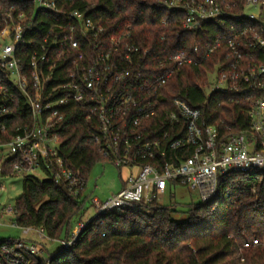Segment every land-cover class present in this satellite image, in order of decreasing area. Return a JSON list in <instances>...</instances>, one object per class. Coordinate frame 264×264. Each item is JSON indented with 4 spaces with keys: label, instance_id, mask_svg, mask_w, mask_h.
I'll return each instance as SVG.
<instances>
[{
    "label": "built area",
    "instance_id": "1",
    "mask_svg": "<svg viewBox=\"0 0 264 264\" xmlns=\"http://www.w3.org/2000/svg\"><path fill=\"white\" fill-rule=\"evenodd\" d=\"M14 1L17 6L0 11L1 194L3 179L38 177L39 172L66 185L74 197L84 191L81 171L66 166L59 155V130L73 106L85 115L88 139L107 163L131 170L117 194L106 200L89 196L95 216L151 213L149 205L161 202L176 185L209 202L230 171H264V0L164 2L169 11L183 12V30L219 33L188 50L168 54L165 49L155 65L149 62L150 49L133 42L131 26L107 36L86 12L61 11L57 0ZM248 7L259 12L247 13ZM48 11L60 17L42 30L39 15ZM215 55L220 57L209 74L205 107L212 113L211 96H227L247 114V131L234 133L229 126L222 131L202 108L180 98L172 100L171 110L162 106L163 90L175 73ZM162 112L169 121L165 129L156 121ZM0 208L2 218L16 219L15 206L0 200ZM89 221L61 245L70 247ZM13 225L18 226L16 220ZM21 228V239L0 241V264L33 259L50 264L46 244L56 240L44 228ZM30 234L37 240L27 239ZM261 244L258 238L244 242L239 259L244 262L245 252Z\"/></svg>",
    "mask_w": 264,
    "mask_h": 264
},
{
    "label": "trees",
    "instance_id": "2",
    "mask_svg": "<svg viewBox=\"0 0 264 264\" xmlns=\"http://www.w3.org/2000/svg\"><path fill=\"white\" fill-rule=\"evenodd\" d=\"M169 1L57 0L61 11L86 12L105 27L107 36L131 26L133 42L150 49L149 62L153 65L165 49L168 54L188 50L194 43L204 45L219 33L215 28L208 35L183 30L184 14L181 10L169 11L164 5ZM13 4L17 6L14 0H0V11ZM57 14L40 13L44 22L37 27L47 29L60 17ZM2 27L0 19V31ZM219 57L212 56L197 67L185 66L175 73L163 90L162 106L171 110L172 100L180 98L191 107L202 108L208 122L222 131L227 126L234 133L247 131V114L227 96H211L212 113L205 107L209 74L214 72ZM165 116L162 112L156 119L164 129L169 126ZM87 127L85 115L73 106L59 130V155L66 166L80 170L88 184L93 169L107 164V160L88 139ZM173 187L168 188L171 195ZM86 188L74 197L56 178L24 177L22 194L15 203L17 225L44 228L52 240L71 239L83 223L88 202L91 204ZM149 209L151 213L130 210L93 217L70 247L61 246L50 255V264H231L234 247L255 238L262 244L245 252L248 264H264V171H230L221 179L213 200L188 205L185 211L157 201ZM179 214L185 217L176 218ZM30 264L48 263L33 259Z\"/></svg>",
    "mask_w": 264,
    "mask_h": 264
},
{
    "label": "rangeland",
    "instance_id": "3",
    "mask_svg": "<svg viewBox=\"0 0 264 264\" xmlns=\"http://www.w3.org/2000/svg\"><path fill=\"white\" fill-rule=\"evenodd\" d=\"M246 12H259V8L248 7ZM215 75L216 74H214V76ZM38 174V177L40 179H45L47 177L46 175H43L42 172H39ZM128 174L129 172L125 168L119 169L118 167L110 163L98 164L93 169L89 177L86 191L90 197H97L100 200H106L112 195L117 194L121 191L125 179L129 176ZM22 180L23 178H21L20 176L3 179V184L6 187V191L2 194L0 193V200L3 206H15L17 199L22 194ZM200 202L201 199L199 197V194L183 185L174 186L172 188V195L167 189V194L163 196V199L161 201V203L173 204L180 211L187 210L188 205L197 204ZM87 207L88 211L83 217V222H86L87 220L95 217V211L93 210L89 202L87 204ZM184 217L185 216L183 214H179L176 216V218L178 219H183ZM14 222V215L7 214L4 218H2L0 208V241L17 240L23 237L22 228L19 226H14ZM27 239L37 240V237L35 234H30ZM62 240L65 239L47 242L46 248L48 249L49 253L46 252V255L48 257H50L52 253H54L58 248L62 246ZM239 246L240 244H237L234 247L231 264H248L246 254L244 262L239 259Z\"/></svg>",
    "mask_w": 264,
    "mask_h": 264
},
{
    "label": "crops",
    "instance_id": "4",
    "mask_svg": "<svg viewBox=\"0 0 264 264\" xmlns=\"http://www.w3.org/2000/svg\"><path fill=\"white\" fill-rule=\"evenodd\" d=\"M126 170H127V171L129 172V174H130V172H131L130 169H126ZM129 174H128V175H129ZM125 180H126V179H125Z\"/></svg>",
    "mask_w": 264,
    "mask_h": 264
}]
</instances>
